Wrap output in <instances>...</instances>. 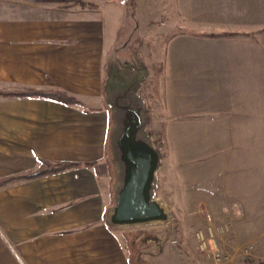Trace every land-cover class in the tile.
Instances as JSON below:
<instances>
[{
	"label": "crops",
	"instance_id": "0c3cea01",
	"mask_svg": "<svg viewBox=\"0 0 264 264\" xmlns=\"http://www.w3.org/2000/svg\"><path fill=\"white\" fill-rule=\"evenodd\" d=\"M77 1L0 0V180L42 161L77 164L0 186V264H133L126 234L106 223L117 177L105 86L116 45L128 44L123 11ZM172 1L188 31L165 55V109L174 142L192 144L188 164L204 159L187 169V203L234 205V233L248 239L264 226V30L238 34V14L264 12V1Z\"/></svg>",
	"mask_w": 264,
	"mask_h": 264
},
{
	"label": "rangeland",
	"instance_id": "374dc122",
	"mask_svg": "<svg viewBox=\"0 0 264 264\" xmlns=\"http://www.w3.org/2000/svg\"><path fill=\"white\" fill-rule=\"evenodd\" d=\"M63 1L70 3L72 0ZM71 3L77 4L78 1L73 0ZM116 3L123 11L120 26L126 34L119 41L128 44L116 45V55L107 64L106 78L126 83L145 74L136 96L145 106L144 132L160 154L154 198L160 200L169 212L166 223L120 228L126 234L127 244L130 243L133 248L132 261L134 264L140 260L143 264L156 260L158 264L264 263V226L257 229L256 236L241 240L234 233L238 229L234 223L237 215L234 205L223 206L222 203L209 201L187 203L190 181L194 175H190L187 169L191 168V172L200 170L204 159L199 157L191 160L196 164H188L187 151L192 144L183 139L174 142L171 137V117L165 109V55L171 50L169 43L173 36L188 31L177 17L173 1L149 0L153 6H147V10L151 11L150 7L153 11L155 9L159 14L157 18L153 11L151 14L140 12L135 0H116ZM238 16L241 20L238 21V34H255L257 30H264L263 10L242 12ZM144 18H147L146 24H142ZM139 21L141 23L136 24ZM247 22L258 24H245ZM182 131L181 138L189 137L186 126ZM177 152H182L183 156H178ZM167 248L171 252H166Z\"/></svg>",
	"mask_w": 264,
	"mask_h": 264
},
{
	"label": "water",
	"instance_id": "95a60500",
	"mask_svg": "<svg viewBox=\"0 0 264 264\" xmlns=\"http://www.w3.org/2000/svg\"><path fill=\"white\" fill-rule=\"evenodd\" d=\"M145 78L120 83L107 79L105 91L112 110L115 128L110 147L117 168L114 204L107 210L106 223L129 228L166 223L169 212L154 198L160 154L146 136L145 106L136 91Z\"/></svg>",
	"mask_w": 264,
	"mask_h": 264
},
{
	"label": "trees",
	"instance_id": "16d2710c",
	"mask_svg": "<svg viewBox=\"0 0 264 264\" xmlns=\"http://www.w3.org/2000/svg\"><path fill=\"white\" fill-rule=\"evenodd\" d=\"M44 95L46 97H49L50 99H53V100H56V101H60V102H63V103H68V104L69 103H76V101H74L71 98L66 97V95H64V94H62L60 92L51 91V92H48V93H46ZM75 165H77V164H72V163L50 164L48 162L42 161L38 170H36L34 172H30V173H26V174H22V175L13 176V177H10V178L2 179V180H0V186L4 185L7 182L12 181V180H28V179H32V178H36V177L42 176V175L47 174V173H57V172L65 170V169H68L70 167H73ZM126 240H127V237H126ZM127 245L129 247V252H130V260L134 264V262L132 261V258H131V253H132L131 249H133V248H132L130 243H128ZM138 257H139V255H138ZM137 262L135 264H143L141 262V260L138 263ZM259 264H264V263H259Z\"/></svg>",
	"mask_w": 264,
	"mask_h": 264
}]
</instances>
